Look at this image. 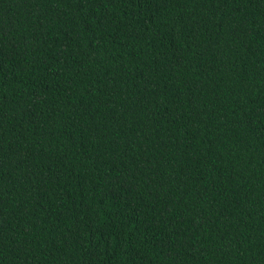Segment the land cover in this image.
<instances>
[{
    "label": "trees",
    "instance_id": "trees-1",
    "mask_svg": "<svg viewBox=\"0 0 264 264\" xmlns=\"http://www.w3.org/2000/svg\"><path fill=\"white\" fill-rule=\"evenodd\" d=\"M0 264H264V0H0Z\"/></svg>",
    "mask_w": 264,
    "mask_h": 264
}]
</instances>
